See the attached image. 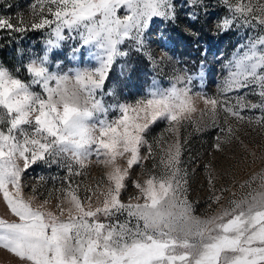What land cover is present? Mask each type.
<instances>
[{
    "label": "snow or ice",
    "instance_id": "obj_1",
    "mask_svg": "<svg viewBox=\"0 0 264 264\" xmlns=\"http://www.w3.org/2000/svg\"><path fill=\"white\" fill-rule=\"evenodd\" d=\"M216 4L226 9L216 22L220 32L245 25L252 30L223 64L226 74L217 93L196 94L205 105L200 111L201 121H208L204 127L219 129L213 149L223 152L234 141L247 148L230 121L264 132V0ZM185 6L191 21L208 8L206 0H36L27 19H0V31L11 33L52 30L62 39L64 29H73L84 43L96 42L104 52L99 69L75 76H49L43 65H28L31 83L42 89L39 94L0 69V91L6 83L16 86L9 98L0 97V202L5 210L0 215V249L18 264H264V171L240 184L251 189L246 196L230 199L217 214L194 215L188 172L182 167L186 140L180 131L182 121L198 110L191 95L193 76L177 74L170 87L120 105V116L99 129L88 123L103 110L96 93L112 64L128 55L122 45L130 42L131 50L154 67L171 60L166 51L159 61L151 54L149 30L157 22L175 25L178 7ZM185 32L199 35L188 28ZM158 36L165 49L166 30ZM180 83L184 86L178 87ZM160 120L168 127L150 142L151 127ZM194 123L195 131H201L200 122ZM64 154L59 187L34 206L38 188L32 187L31 199L24 191L28 169ZM121 159L122 167L117 164ZM93 164L112 165L113 170L103 171L94 184L78 179L87 177ZM137 169L147 174L143 182L136 177ZM205 171L206 202L209 208L219 206L231 189L225 186L217 194L213 165L206 164ZM257 180L258 187L252 188ZM129 187L135 194L128 193ZM53 201L54 207H48ZM120 216L123 222L102 221H118Z\"/></svg>",
    "mask_w": 264,
    "mask_h": 264
},
{
    "label": "rangeland",
    "instance_id": "obj_2",
    "mask_svg": "<svg viewBox=\"0 0 264 264\" xmlns=\"http://www.w3.org/2000/svg\"><path fill=\"white\" fill-rule=\"evenodd\" d=\"M180 4L184 0H179ZM36 0H0V19L8 18L12 23L17 22V17L27 19L31 14V9ZM208 8L199 12L198 20L188 19L189 8L178 7V19L175 25H167L157 22L153 26V31L149 30V51L159 61L163 51H166L171 60H165L154 67L145 56L136 51H132L130 42L122 45V49L128 51L127 56L117 57L112 64L107 79L103 87L97 90L96 98L102 105V111H97L89 119L88 123L94 129L104 126L105 122H112L120 116V105L135 104L137 100L147 97L152 91L166 89L171 86L173 77L177 74L191 75L194 77L190 87L191 95L195 99L197 112L191 114L182 121L181 136L186 140L182 156V167L188 172V199L194 203V215L204 217L206 215L217 214L224 207H228L230 199H241L246 196L250 188H241L240 184L248 180L250 176L264 171V132L258 128L247 124L230 121L237 130L239 140L247 146L243 147L239 141H234L225 146L223 152H216L213 149L215 137L219 134L216 127H204L208 123L205 117L201 121L200 111L205 108L202 100L196 94L201 93L206 96H214L217 93L221 80L226 74L223 64L231 58L238 45L245 41L252 32L246 25L238 27L228 32H220L216 28L217 20L225 15L226 9L217 6L216 0H206ZM191 29L198 33V37H191L185 29ZM169 37L168 46L161 49L158 43V33L165 31ZM1 37L6 38L8 43L6 50L11 56L14 49L27 70V66L33 63L43 65L47 69L49 76H75L84 72H95L99 69L104 60V52L98 43H84L83 37L78 31L64 29L63 38H57L52 30H28L25 33H11L9 30L0 31ZM15 45V47L13 46ZM3 48L0 42V49ZM187 53V54H181ZM15 53V52H14ZM5 67L1 66L0 68ZM14 75L29 85L33 93H41L42 89L37 84H32L33 77L28 73L18 77L9 66H6ZM203 79H200V74ZM21 74V73H20ZM156 81L154 84L153 82ZM184 84H178L183 87ZM253 101L256 97H250ZM3 109H0L2 112ZM256 115H259L257 112ZM223 114L221 113V123ZM200 122L201 131H195L196 124ZM168 127L166 120L157 121L151 127L149 141L153 137L159 136ZM171 142V141H169ZM255 153V156L252 155ZM66 154L56 158L55 162L39 161L28 169L25 179V195L32 198L31 189L38 188L34 206H39L48 191L54 186L59 187V178L65 175L63 163ZM213 165V175L217 177V194L219 189L227 186L230 192L223 194L222 202L219 206L208 207L207 197L209 189L206 179L205 165ZM117 164L123 166V160H118ZM147 167L151 168V162H147ZM113 166L109 165L101 168L93 164L88 169L87 177L78 179L86 180L88 183H95L102 172H111ZM159 175V168L153 169ZM229 173V175H225ZM40 177H44L41 181ZM136 177L143 182L147 179L146 173H141L137 169ZM259 180L252 185L257 188ZM128 193L135 194V190L129 187ZM128 193L124 194L127 199ZM232 193H235L233 197ZM48 207H54V201ZM0 215H5L4 204L0 202ZM6 218L13 219L10 215ZM124 216L119 220L108 221L106 223L123 222ZM0 264H18L14 257L6 250L0 249Z\"/></svg>",
    "mask_w": 264,
    "mask_h": 264
},
{
    "label": "trees",
    "instance_id": "obj_3",
    "mask_svg": "<svg viewBox=\"0 0 264 264\" xmlns=\"http://www.w3.org/2000/svg\"><path fill=\"white\" fill-rule=\"evenodd\" d=\"M0 42H1V45H3V48L0 49V67L4 65L9 66L10 69L13 71V73L17 75L18 77H20V75L22 74L25 75L27 73L25 63H23L21 59L18 57L15 49H14L15 53L13 52L12 55L9 56L6 50V47L8 45V43H6V38L1 37ZM13 46L15 47V45ZM182 52L183 51H181V54L183 55L187 54V53H182Z\"/></svg>",
    "mask_w": 264,
    "mask_h": 264
},
{
    "label": "clouds",
    "instance_id": "obj_4",
    "mask_svg": "<svg viewBox=\"0 0 264 264\" xmlns=\"http://www.w3.org/2000/svg\"><path fill=\"white\" fill-rule=\"evenodd\" d=\"M0 69L4 70L9 75V77H14L12 72L6 66L2 67ZM15 90H16V86L15 85H12L10 83H6L3 86V90L0 91V97H4V98L7 99V98H9V93L14 92Z\"/></svg>",
    "mask_w": 264,
    "mask_h": 264
}]
</instances>
